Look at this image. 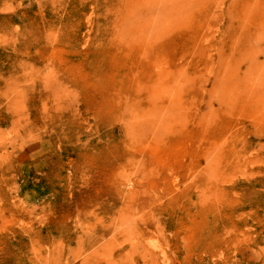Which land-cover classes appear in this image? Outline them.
Wrapping results in <instances>:
<instances>
[{
	"label": "rangeland",
	"instance_id": "374dc122",
	"mask_svg": "<svg viewBox=\"0 0 264 264\" xmlns=\"http://www.w3.org/2000/svg\"><path fill=\"white\" fill-rule=\"evenodd\" d=\"M0 264H264V0H0Z\"/></svg>",
	"mask_w": 264,
	"mask_h": 264
}]
</instances>
